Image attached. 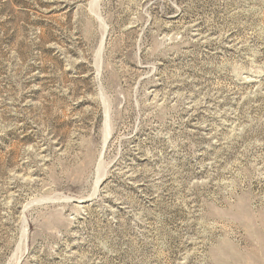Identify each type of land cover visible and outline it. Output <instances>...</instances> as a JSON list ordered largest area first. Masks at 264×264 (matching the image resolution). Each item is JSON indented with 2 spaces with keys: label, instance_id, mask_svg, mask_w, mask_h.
Masks as SVG:
<instances>
[{
  "label": "rangeland",
  "instance_id": "rangeland-1",
  "mask_svg": "<svg viewBox=\"0 0 264 264\" xmlns=\"http://www.w3.org/2000/svg\"><path fill=\"white\" fill-rule=\"evenodd\" d=\"M0 264H264V0H0Z\"/></svg>",
  "mask_w": 264,
  "mask_h": 264
}]
</instances>
